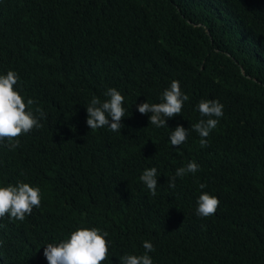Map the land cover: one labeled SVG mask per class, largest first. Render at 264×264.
Masks as SVG:
<instances>
[{"label":"trees","instance_id":"1","mask_svg":"<svg viewBox=\"0 0 264 264\" xmlns=\"http://www.w3.org/2000/svg\"><path fill=\"white\" fill-rule=\"evenodd\" d=\"M9 70L42 127L0 145V186L29 183L42 198L23 221L0 218V264H48L44 247L80 227L109 233L103 264L143 254L145 240L153 264H264V0H0ZM173 80L189 99L157 128L137 106ZM108 88L125 97L121 132L86 124ZM202 99L224 105L205 147L191 130L207 119ZM177 126L190 132L173 147ZM191 161L199 170L169 188ZM151 167L155 196L140 180ZM204 191L220 201L209 217L196 214Z\"/></svg>","mask_w":264,"mask_h":264},{"label":"clouds","instance_id":"2","mask_svg":"<svg viewBox=\"0 0 264 264\" xmlns=\"http://www.w3.org/2000/svg\"><path fill=\"white\" fill-rule=\"evenodd\" d=\"M20 77L15 71L9 70L6 74H0V145L9 150H15L20 146V137L31 132L34 128L42 127L40 119L31 110L35 101L28 98L25 102L15 86ZM107 99L101 100L93 96L86 107V124L91 130L108 127L112 132H121L128 111L124 106L125 97L116 88H108L104 93ZM188 95L181 91L180 83L173 80L170 87L165 89L159 103L143 102L137 106L139 113L148 114L149 124L167 127V119L180 115L184 102ZM201 117L197 123L191 126L200 136V145L208 144L210 133L219 124V118L223 116L224 105L216 99H202L198 104ZM40 113V117H43ZM111 118V119H109ZM190 129L177 126L170 134V142L173 147H179L188 139ZM7 141V144L4 142ZM195 161L187 163L175 171V175L167 179L168 187L175 188L177 177H183L189 173L195 174L199 170ZM158 170L156 167L147 168L140 176V180L146 185L151 195H156L158 186ZM201 189L207 187L200 184ZM41 189L31 186L29 183L20 182L16 185L0 186V218L9 216L13 220L23 221L26 215L32 213L33 208L41 205ZM220 201L218 197L202 192L197 199L196 214L200 217H209L217 212ZM2 227V225H0ZM109 233L98 227H80L71 232L67 239L57 243H48L44 247V257L48 264H103L109 258L110 241ZM2 246V241H0ZM145 249L143 254H124L119 257V264H153L149 253L155 248L150 241L143 242Z\"/></svg>","mask_w":264,"mask_h":264}]
</instances>
